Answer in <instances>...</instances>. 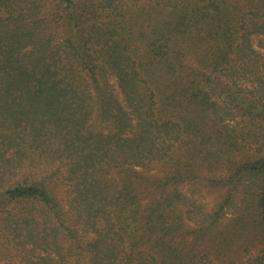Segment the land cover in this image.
<instances>
[{
    "label": "trees",
    "instance_id": "16d2710c",
    "mask_svg": "<svg viewBox=\"0 0 264 264\" xmlns=\"http://www.w3.org/2000/svg\"><path fill=\"white\" fill-rule=\"evenodd\" d=\"M0 264H264V0H0Z\"/></svg>",
    "mask_w": 264,
    "mask_h": 264
},
{
    "label": "rangeland",
    "instance_id": "374dc122",
    "mask_svg": "<svg viewBox=\"0 0 264 264\" xmlns=\"http://www.w3.org/2000/svg\"><path fill=\"white\" fill-rule=\"evenodd\" d=\"M239 155H241V156H247V157H254V155L252 154V153H240Z\"/></svg>",
    "mask_w": 264,
    "mask_h": 264
}]
</instances>
